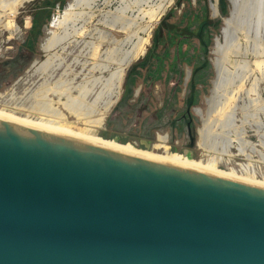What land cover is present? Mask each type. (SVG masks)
I'll use <instances>...</instances> for the list:
<instances>
[{"label":"water","instance_id":"1","mask_svg":"<svg viewBox=\"0 0 264 264\" xmlns=\"http://www.w3.org/2000/svg\"><path fill=\"white\" fill-rule=\"evenodd\" d=\"M0 264H264V185L0 116Z\"/></svg>","mask_w":264,"mask_h":264},{"label":"rangeland","instance_id":"2","mask_svg":"<svg viewBox=\"0 0 264 264\" xmlns=\"http://www.w3.org/2000/svg\"><path fill=\"white\" fill-rule=\"evenodd\" d=\"M67 1L72 3L74 0ZM24 4L30 6L32 2ZM118 4L119 0H97L89 10L93 16L85 24L86 31L82 35H77L68 44L69 53L66 54V59L70 60L71 72L67 78L72 79V84H77L90 75L106 77L115 68V65L110 64L106 70L93 71L91 66L97 58L78 53L83 42L88 40L96 42L95 29L108 30L118 40L126 37L127 32L111 29L98 21L102 12L111 11L107 9H112ZM230 8L229 0H173L157 19L149 22L147 31L138 33L147 37L143 52L136 58L130 57L125 63L112 104L106 110L99 107L91 116L92 119L101 117L99 125L79 121L70 114L62 105L65 96L49 92L47 97L50 98L52 106L64 114L62 119L70 131L79 133L80 130L88 128L87 135L97 140H104L102 138L104 137L109 139L107 141H113V138L118 136L116 143L119 145L130 144L139 150L157 155L169 154L183 161L193 160L201 166H206L208 159L213 156L216 170H223L237 177L249 176L253 180L264 181V162L260 160L257 152L264 151V148L260 144L255 126L247 124L241 126L242 111L238 106V100L233 103L241 127L238 126L245 130L244 139L252 143L256 150L253 149V152L248 150L247 157L238 152L234 140L230 142L229 154L226 155L205 151L199 145V130L202 127V119L207 117V98L215 77L214 48L216 41H221L223 20ZM54 10L57 14L56 8ZM1 13L4 14L2 18L6 22L11 20L12 23L19 24L22 20L16 13ZM129 14L134 16L138 13L129 11ZM27 19L26 17L24 20ZM137 20L139 27L147 23V18ZM48 29L46 25L39 37L35 59L42 58L39 44L44 41ZM21 32L23 33V30H14L13 33L16 34L12 40L13 44H18L23 37L19 36ZM108 35L111 37L110 33ZM109 46L111 44H101L99 53ZM128 46L129 44H125L123 48L128 49ZM16 52L15 49L10 50L7 47L0 54V59ZM74 57L78 58L77 63L72 62ZM246 58L250 62L254 60L251 55ZM61 72L62 70L54 77L52 75L50 81L57 78ZM256 74L259 75L255 72L254 75ZM20 75L16 78L7 77L5 85L0 89V114L11 119L37 123L41 115L28 109L26 95L37 87L42 77L29 66ZM252 77L253 75L249 80ZM249 80L245 88L249 87ZM259 93L264 96V83L259 85ZM69 94L77 95V91L72 89ZM93 95H88L87 99L90 100ZM239 97L246 99L247 96L240 93ZM259 116L264 121V116L261 114ZM187 126L190 127L193 137L192 147H189L192 158H188L183 152L191 143ZM230 136L233 137V134ZM144 141L148 142V147Z\"/></svg>","mask_w":264,"mask_h":264},{"label":"bare ground","instance_id":"3","mask_svg":"<svg viewBox=\"0 0 264 264\" xmlns=\"http://www.w3.org/2000/svg\"><path fill=\"white\" fill-rule=\"evenodd\" d=\"M29 1L31 0H0L1 12L13 14L17 6ZM96 1L74 0L69 3L63 16L56 23L59 31H54L51 34L44 45V49L51 50L56 46L69 44L77 35H82L86 31L85 24L93 16V13L89 10ZM119 2L120 4L114 10L102 12L98 21L111 29L127 32L126 37L123 40H115L109 37V33L95 29L94 39L96 42L91 40L83 42L78 53L79 55H90L97 58L91 66L93 71L106 70L110 64L115 65V68L106 77L90 75L84 77L77 84H72V79L67 78V75L71 72L70 63H68L65 64L60 75L50 81L53 71L61 67L65 57L62 52L49 53L45 60L34 68V71L42 77L41 82L26 95L28 109L41 115L40 121L29 123V121L22 119L12 120L128 152L152 156L264 185L262 180H253L249 176L237 177L223 170H216L213 156L208 159L206 166H201L200 163L193 160L183 161L169 154L165 156L157 155L149 151L139 150L130 144L119 145L114 139L113 141H107L90 138L87 135L88 128L80 130L79 133L66 128L67 123L62 119L64 114L52 106L47 94L51 92L65 96L62 105L79 121L96 125L101 124V117L92 119L91 116L98 111L99 107L106 110L114 101L115 98H112L117 92L118 81L122 74L121 64L127 63L130 57L136 58L143 52L147 37L140 36L138 33L147 31L149 22L157 19L173 0H119ZM231 3V16L222 33L221 41L217 42L214 48L215 77L212 81L210 95L207 98V117L202 119V127L199 130V145L205 151L226 155L229 154L230 142L234 140L237 143L238 152L248 157L249 153L247 151L253 152L254 147L244 139L243 128L240 129V125L235 122L236 108L233 103L238 99L241 100L238 105L242 111L241 126L244 124L255 126L260 137V144L264 148V131H262L264 127H262L259 116V114L264 116V98H260L257 88L260 82L264 83V0H231ZM129 11H137L138 14L134 16L126 15ZM138 18H147L146 25L139 27ZM5 25L9 28L13 23L8 20ZM103 43L111 44V46L104 49L100 54L99 46ZM125 44H129L128 49L123 48ZM248 55L254 57L252 62L246 58ZM72 62L77 63L78 58L74 57ZM255 72L259 75H254ZM251 75L254 78L249 80ZM248 80L250 85L247 90V98H239V94L245 91V84ZM96 88L97 90H95ZM72 89L77 91V95L70 96L69 93ZM251 93L252 97H250ZM90 94L94 95L88 100L87 97ZM0 116L7 118L2 114ZM9 119L11 118L9 117ZM230 134H233V137ZM257 152L260 160L264 162V151L257 150Z\"/></svg>","mask_w":264,"mask_h":264},{"label":"flooded vegetation","instance_id":"4","mask_svg":"<svg viewBox=\"0 0 264 264\" xmlns=\"http://www.w3.org/2000/svg\"><path fill=\"white\" fill-rule=\"evenodd\" d=\"M29 2H32L30 6H25V4L23 3L17 6L14 11V13H16L22 19L19 24L13 23L11 27L7 28L5 25L6 21L4 18H2L4 14H1L0 16V54L2 53V51L6 50L7 47L10 50L15 49L17 51L16 54H12L10 56L5 55L4 58L0 59V75H1L0 76V89L5 85V80L7 77H10V78L19 77L21 72L28 66L30 69H34L35 66H37L39 63L45 60L46 56L49 53L51 54L53 52H57V53L62 52V54H64V57H65L61 67L57 68L54 71L55 75H53V77L58 75L59 72L64 68L65 64H68L70 61L66 59V54L69 53L67 43L56 46L52 48L51 50L44 49V45L47 42L48 38L51 36V34L54 31H59V28L56 26V23L58 22L59 19H61L64 11L68 8L69 2L67 0H31ZM55 8H56V11L58 12L57 14H55V10H54ZM0 13H1V8H0ZM126 14L129 15V12H127ZM26 17L28 19L25 21L24 19ZM46 25L49 27L47 31V35L44 37V41L39 44L42 58L35 59L38 40L41 34L43 33V28ZM16 29L23 30V33L21 32V34L19 35L23 37H21L18 44L15 45L12 43V40H14L15 38L14 34L16 33H13V32ZM110 36L114 38L115 40H118V38L115 37L111 32H110ZM253 78L254 76L252 77V79ZM261 83L262 82L258 84V87H257L258 92H259V85ZM248 89L249 87L245 88V91L242 92L246 96H247ZM250 97H252V93ZM260 98H264V96L260 95ZM240 101L241 100L238 99L239 104H240ZM235 122L239 123V119L236 116V112H235ZM187 131H188L189 139L191 141L193 137L190 133L189 126H187ZM189 144L187 145V147L189 150H191V148H189L190 147Z\"/></svg>","mask_w":264,"mask_h":264},{"label":"trees","instance_id":"5","mask_svg":"<svg viewBox=\"0 0 264 264\" xmlns=\"http://www.w3.org/2000/svg\"><path fill=\"white\" fill-rule=\"evenodd\" d=\"M122 142H124V140Z\"/></svg>","mask_w":264,"mask_h":264}]
</instances>
